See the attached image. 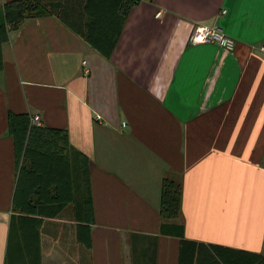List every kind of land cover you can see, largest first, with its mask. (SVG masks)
I'll list each match as a JSON object with an SVG mask.
<instances>
[{
    "label": "crops",
    "instance_id": "0c3cea01",
    "mask_svg": "<svg viewBox=\"0 0 264 264\" xmlns=\"http://www.w3.org/2000/svg\"><path fill=\"white\" fill-rule=\"evenodd\" d=\"M113 1L37 0V14L7 30L0 264H33L36 245L39 264H178L180 237L159 230L165 174L180 182V212L166 221L222 246L212 257L202 247L194 264H264V0H135L105 57L59 15L115 16ZM196 23L217 26L233 48L189 42ZM8 110L66 129L87 157L91 220L74 197L52 216L28 214L40 219L36 241L33 225H19Z\"/></svg>",
    "mask_w": 264,
    "mask_h": 264
},
{
    "label": "trees",
    "instance_id": "16d2710c",
    "mask_svg": "<svg viewBox=\"0 0 264 264\" xmlns=\"http://www.w3.org/2000/svg\"><path fill=\"white\" fill-rule=\"evenodd\" d=\"M36 1L9 0L4 2V20L0 22V69L3 63L1 44L7 38V30L17 26L24 18L37 14L39 9ZM134 1L115 0V2L113 1L117 8L115 16L105 13L87 14L85 22H80L79 19L78 24L68 21L64 15L59 16L91 46L103 56L108 57L125 14ZM106 19L108 21H105ZM29 117L27 112L8 110L6 126L7 133L12 138L16 166L11 209L18 213L12 215L18 221L23 220L19 225L25 230H27V225H33V233H30V236L36 241L38 231L35 226L40 222V219L28 214L52 216L60 211L65 202L76 197V204H82L83 209L85 207V220H91L92 216H89L91 199L87 157L69 143L65 128L36 124L31 122ZM179 212L180 182L175 176L165 174L159 182V230L180 237L178 264H194V258L197 261L201 256L202 247L209 257H212L213 254L223 255L219 251L222 246L185 239L182 237V224L166 221L177 217ZM29 222L33 224H27ZM85 227L88 228L87 225ZM10 231L11 220L8 226L6 256L11 246ZM21 233L27 234L22 229ZM23 234H20L21 239L24 237ZM83 242L89 246L87 234ZM27 244L29 242H26L25 246ZM34 250L35 261L33 264H39L37 245Z\"/></svg>",
    "mask_w": 264,
    "mask_h": 264
},
{
    "label": "built area",
    "instance_id": "2783aa9c",
    "mask_svg": "<svg viewBox=\"0 0 264 264\" xmlns=\"http://www.w3.org/2000/svg\"><path fill=\"white\" fill-rule=\"evenodd\" d=\"M155 14L157 15L158 11ZM188 41L191 43L211 41L228 50H231L234 45L232 37L225 34L217 26L205 25L201 23H196L192 27L188 35ZM259 48L260 50L264 51V40L261 42ZM96 117H98V115H96ZM32 120L37 121L38 115H33Z\"/></svg>",
    "mask_w": 264,
    "mask_h": 264
}]
</instances>
